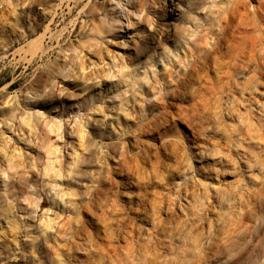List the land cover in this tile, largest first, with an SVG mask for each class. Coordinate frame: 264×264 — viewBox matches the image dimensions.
<instances>
[{"label":"rangeland","instance_id":"obj_1","mask_svg":"<svg viewBox=\"0 0 264 264\" xmlns=\"http://www.w3.org/2000/svg\"><path fill=\"white\" fill-rule=\"evenodd\" d=\"M1 1L2 0H0L1 24L6 26V23L9 22V24L13 23V26H15L14 28L13 26L10 27L13 31L9 29L4 32L5 34L0 32V38H2L0 40V46H2V49H0V100H6L7 98V101L14 100V98L18 96V98L21 97L19 99L21 102L25 97L24 94L29 91V88L38 86V81L41 76L47 78L48 71L46 70H50L51 66L58 62V59H55L57 57V52L54 50H49L41 60L38 58L29 59L30 52L39 47V38H41L42 35H44V38L50 37L53 42L54 40L55 42L58 40L61 45L62 43L68 44L74 41V35L76 36L79 28L78 26L84 18L83 13L84 11L86 12L89 6H94L97 7L98 10L104 11L108 19L117 17L119 11L117 6L118 0H27V2L24 0L26 4L23 3V0ZM257 1L262 2V0ZM257 1L253 0L252 5L257 6ZM3 2L5 4L2 5ZM39 2H42V5ZM18 4L19 6L22 4L24 7L21 5L22 7L20 6L19 8ZM121 4H123L126 13L127 10H129L128 19L130 26L127 27V25H123L121 33H119L120 29H115L114 32H118V34L124 36L126 46L119 50L117 45L119 41H116L113 42L114 44L110 47V50L123 54L124 61H126L128 57L131 59L133 50L140 40L141 29L144 27L142 25V18L144 16L143 14H141L140 18L135 16V8L133 7L136 6L133 4H136V0H121ZM12 6H16L18 10ZM27 8H29V10ZM20 9H22V11ZM38 9L41 10L39 11ZM14 10L15 12H13ZM78 10L81 11L79 12L80 14H78ZM16 12L18 15H16ZM33 12L35 15H33V20H35L34 27H36V29L34 33L29 34L31 32L29 28L30 25H28L30 20L26 23V17L31 18ZM38 14H41V16ZM18 19L20 20L19 22ZM19 28L21 30L23 29V31L26 30L23 32L24 36ZM16 29H19L21 32ZM2 34L4 36H2ZM4 37L7 38L4 40L5 42L2 41ZM31 43H36V45L31 47ZM46 44L47 46L49 45V43ZM5 48L7 52L4 51ZM181 55L182 52H174L172 54V59L166 60L164 63L155 62V57V59H152L154 61H152L150 65L138 69V75L148 72V85L154 88L153 97L150 95L151 91L147 92V86H142L140 89L142 91L141 94L136 92L140 85L144 84V82L138 78L136 81L139 84L135 87H132L133 83L129 81L127 86H121V88L114 93L107 94V96H105V94L103 96L102 94L101 97H99L100 99L98 98L99 102L96 101L97 103H92L90 107H86L87 109L80 108V111L66 109V111H64L63 106H61L62 108L58 106L57 112L54 110L47 111L46 117L48 120L53 117L63 118L61 120L62 128L60 131L55 132L56 128H51V121V124L49 123L50 126L49 124L45 127L43 124L38 125L39 128H36L38 131H31V133L33 132L31 136L33 139H30L31 141H35L30 142V146L32 147H30L29 158L33 157L36 159L38 157L35 156L39 145L38 143L41 141L40 145L43 144L40 157H38L37 160H31V165L29 167L30 189L28 190V204L31 210H34L36 213L31 215L27 214L29 210L25 212L19 211V221L24 220L23 222L27 225H33L36 224V222L39 223V221L47 222L48 219H54L57 212H59L61 204L58 206H51L52 198L60 187L64 189V187H66L65 185L73 184L72 181L75 183L72 177L74 178L73 175L79 168L80 172L78 171L75 174L80 173L77 176V178H80H78L80 180L78 183H83L84 181V187H86V185L88 186V184H90L89 182L94 181L98 173L109 171L114 180L119 183L120 187L125 189V193L132 194L134 199L131 204H126L123 211L124 216L130 219L126 221V218L123 217L125 220H123L124 229L120 232V238L118 237L117 243L120 248L122 246V249L126 248V243H130L129 239H133L134 241L137 239L142 240L148 237L147 235L148 233L150 234V231L151 234L155 236L169 227L174 228L179 226L184 218L197 217L199 215L200 218L203 219L208 216L207 219L204 218V220H208L210 217L211 220L209 221H212V223H215L216 220L218 221L221 219L222 221L226 219L228 213L230 214V210L221 209L219 207V202L221 198L226 199L230 191L231 193L235 192V195L238 193L240 196L245 194L242 198L244 197L243 199L245 201L247 200L246 202L240 200V204L238 194L233 200L235 202L232 201L231 203L235 206L232 211L234 213L240 212L241 214L240 218L244 223L242 233L250 236L257 235L259 238L261 237L259 245L257 244L256 246L248 248L249 253L252 254V252H254L255 254L260 247H264V192L263 195L256 194L257 184L263 180L264 173L261 172L254 162L260 160L264 163V151L261 146H259L264 143V77L258 75L255 66L244 62V64L248 65V71L243 70V79L241 78L242 75L236 79V87H227L220 91L211 90L214 88L213 84L216 81L215 72L212 69L214 63L212 59H203L206 62L207 68L204 70L200 69L201 65L193 68L189 67L187 70L189 76L187 77V81L185 83H178L180 66L187 65V60L177 59ZM46 58L48 59L46 60ZM189 60L191 61V59ZM116 64H118V62H116ZM142 64V66L146 64L144 59H142ZM197 69L200 70L199 73L194 72V70ZM151 71L154 72V75L151 74ZM114 72H116V69H114ZM136 81L135 83H137ZM201 88H206L214 92V95L216 93L215 97H213L214 95L212 96L206 93L207 91L203 92ZM201 91L202 95L200 94ZM201 96H203V101L200 100ZM200 101H202V103ZM96 106L99 107L98 110L95 109ZM89 108H91V110ZM92 119H95L94 122ZM85 120L86 122L89 121V133L87 136L85 135L83 142H78V124L80 122L83 123ZM200 129L202 131L197 133ZM37 132L40 133L41 136H38L39 134ZM191 132L195 133L194 137ZM57 133L59 136H57ZM90 133L94 135L97 134V137L93 138ZM35 135L40 137L41 140L37 136V138L34 137ZM79 143L80 147L78 146ZM112 144H114L115 147L110 149L109 154V149H107L106 146H111ZM147 145L152 149L150 150V147ZM51 146L52 152H54V148L58 150L57 154H52L54 156L48 153L49 147L51 149ZM121 148L124 149L127 155L125 161L122 163L119 162L118 158ZM141 149L146 150L148 154L150 153L151 155L148 156L146 153L148 161L140 163L141 167L144 166L142 168L143 170H141L144 172L141 174L139 187L129 189V182L126 180L125 175L129 173V169L133 165L132 156L136 155L137 152L143 151ZM106 150H108V152H106ZM244 153H247L251 157L252 170L249 172L252 175L250 177H247L248 173L244 170L245 166L243 163L245 162L242 160V154ZM152 155L158 156L154 158ZM83 160H85L83 165H87V168L84 166V168H81L82 165L80 162ZM52 161H54V163H52ZM55 162L58 163L55 164ZM149 163L153 164L151 165V167L153 166L152 168L149 166ZM68 167L72 168L75 172L70 171ZM45 168L46 171H44ZM57 169L59 170L57 171ZM57 172H60L61 176ZM69 172L70 174H67ZM55 174L57 177H55ZM71 174L72 177L70 181ZM250 178L253 179L254 182L250 181ZM56 185L57 187H55ZM80 186L81 185L77 186L80 195L79 193H74L71 198L76 202H80L81 200H78L80 199L79 197L84 196L82 194L85 188H80ZM248 188L251 192L249 191V195L247 196V190L243 189ZM78 189H76L77 192ZM126 189H128V191H126ZM203 189L204 191L206 189L205 192H208L203 193ZM215 189L216 191L221 190L220 195L219 193L215 194ZM36 191H38V194ZM185 191L186 195L188 194L187 197L185 195L183 196ZM222 192L224 193V197ZM241 192L245 193L243 194ZM209 193V197L206 196ZM212 193L216 196L212 195ZM251 193H253L252 196ZM190 194H194L195 200L192 199L193 196ZM76 195L78 198L75 197ZM215 197H218V200H215ZM74 198L77 199L75 200ZM168 198H173L172 200L174 201H169L170 199ZM17 199L15 200L16 204L19 201V199ZM109 199L110 196L103 194L99 196L95 202H92L87 209H83L81 215H75L74 218L80 221L76 220V222L75 219H73L72 226H74L75 222L83 224L84 232L82 237L84 238H77L75 236L72 238L68 236L63 237L62 241L58 243L60 259L63 257L62 260H65L69 264L81 263L82 259L83 261L85 260L86 253L88 254L90 250L93 252V248H96L95 246L102 243L101 237L95 229V221L101 212V207L106 204ZM35 200H38L37 207L34 206ZM167 202L170 204H167ZM150 204L154 207L153 211L147 208V205ZM22 206H26V203L22 204ZM190 208H193V210ZM181 210L182 212H180ZM183 210L186 215L183 213ZM189 210L191 211L189 212ZM211 210L215 212H211ZM193 212H199V214H193ZM181 213L184 215H181ZM22 215L24 216L22 217ZM93 219L95 220L93 221ZM153 221L158 225L157 232L153 231ZM130 226L133 227V229L131 227L132 230ZM162 226L166 228L163 229ZM124 232H126L127 235ZM138 233L141 235H138ZM128 234L134 238L129 237ZM84 235L86 237L91 236V238H87V240ZM19 238H21V236H19ZM26 243L25 245L29 246L30 241H26ZM53 262H51V264H53Z\"/></svg>","mask_w":264,"mask_h":264},{"label":"bare ground","instance_id":"obj_2","mask_svg":"<svg viewBox=\"0 0 264 264\" xmlns=\"http://www.w3.org/2000/svg\"><path fill=\"white\" fill-rule=\"evenodd\" d=\"M25 1L27 2V0ZM263 1L264 0H262V2ZM4 2L2 5L5 4ZM252 2L253 0H136V4H133L136 7L132 6L135 8L134 14L137 18H140L141 14H143L142 25L145 28L143 27L141 33L139 32L140 40L138 39L139 41L133 50V56L131 59L127 56L128 60L126 61H124L123 54L110 50V47L114 44L113 42L116 41H119V43H117L119 50L126 46L124 36L118 34V32H114L115 29H120L119 33H121L123 25H127V27L130 26L128 19L129 10H127V13L125 12L121 0H118L117 3L119 9L118 16L110 19L107 18V14L104 13V11L98 10L97 7L89 6L86 12L84 11L83 13L84 21L82 20L80 23L78 20L80 23L78 32L76 36L74 35V41L71 43H62L61 45L58 40L56 42L54 40L53 42L50 37L44 38V35L39 38V47L30 52L29 59L38 58L41 60L49 50H54L57 52V57L55 59H58V62L54 63L50 70L45 69L48 71L47 78L41 76L38 81L39 85L36 86L37 88H29V91L25 93L26 95L24 94L25 97H22L23 99L21 102L19 100L21 97L18 98V96H16L14 100L10 98L11 101H7V98L6 100H0V264H51L53 260V264H69L65 260H62V256L60 259L58 243L66 236L70 238L73 236L84 238L82 237L84 225L79 224V222L76 223L79 219H75L74 217L76 214L81 215L83 209H87L92 202H95L98 197L103 194L110 196V199L101 207V212L95 221V229L99 233L101 237L99 238L102 243L95 246L96 248H93L94 250L92 249L93 252L89 249L90 252L85 254V260L83 261L82 259V262L77 264H264V247H260L255 254L254 252L250 254L248 251V248L256 246L257 244L259 245L261 237L259 238L257 235L250 236L242 233L244 223L240 218L241 214L240 212L234 213L232 209H234L235 206L231 204L235 196L239 193L235 195V192L231 193V191L229 193L227 192L228 195L226 199L221 198L219 202V207L221 209L230 210V214L228 213L226 219L222 221L221 219L218 221L216 220L215 223H212V221H209L211 220L210 217L208 220H204L205 217L202 219L199 215H196L197 217L184 218L181 223L179 222V226L174 228L169 227L155 236L154 234L152 235L150 231V234L148 233L147 235L148 237L141 238L142 240L137 239L134 241L133 239H129L130 243H126V248L123 249L122 246L120 248L117 244L120 232L124 229L123 222L125 220L123 217H126L123 211L126 204H131L134 199L132 194L125 193V189L120 187L119 183L114 180L109 171L98 173L97 178L89 182L90 184H88V186L86 185V187H84V181L83 183H78L80 182V178L78 177V179L77 176L80 173L75 174L80 168H77L78 171L75 172L72 168L68 167L70 171L75 172L73 175L74 178L72 174L71 176L69 175L70 181L72 177L75 183L72 181L73 184L65 185L66 187H64V189L60 187L59 190L55 192L51 206H58L61 204V207H59V212H57L54 219L49 220L47 218V222L39 221V223L36 222V224L27 225L23 222L24 220L19 221L18 216L19 211L25 212L29 210L27 214L31 215L36 213L34 210H31L28 204V190L30 189L29 167L31 165V160H37V158L40 157L43 144L40 145L41 141L40 143L36 142L39 145L37 144L38 149L35 156L38 157L36 159L30 157V159L29 151L31 149L30 147H32L30 146V142L35 141H31L30 139H33V137H31L33 132L31 133V131L36 132L38 131L36 128H39L38 125L43 124L45 127L51 121V128H56L55 132L60 131L62 128L61 120L63 118L53 117L51 118L52 120H48L46 117L47 111L54 110L57 112L58 106H60V108L63 106L64 111H66V109L80 111V108L90 107L92 103L98 101V98L101 97L102 94L103 96L104 94L107 96V94L109 95L119 90L121 86H127L129 81L133 83L132 87H135L139 84L136 81L138 78H140L144 84L140 85L136 92L141 94L142 91L140 89L142 86H147V92L151 91L150 95L153 97L154 88L148 85V72L138 75L137 71L140 68H145L150 65L152 61H154L152 59H155V57V62L160 63L172 59V54L174 52H182V55L177 59L187 60L186 66H180L178 83H185L187 81V77H189L187 70L189 67L193 68L201 65L200 69L204 70L207 68L206 62L203 59H212L214 63L212 69L215 72L216 81L213 84L214 88L211 90L220 91L227 87H236V79L241 75L243 79V70L248 71V65L244 64V62L255 66L258 75L264 77V2L257 1V6H253ZM40 4L42 5V2ZM22 6L24 7V5ZM12 7L18 10L16 6ZM29 8L27 9L29 10ZM22 9L20 10L22 11ZM80 10L83 11L82 9ZM81 11L78 10V14H80L79 12ZM13 12H15V10ZM16 15H18L17 12ZM33 15L34 12L31 18L28 17V19L26 17V23L30 20L28 25H30L29 28L31 32L29 34L34 33L36 29V27H34L35 20H33ZM38 15L41 16V14ZM1 20V33L11 29L10 27L13 26V23L9 24V22H7L5 26L1 24ZM19 21L18 19V22ZM26 26L25 28H27ZM14 27L15 26H13V28ZM19 29L16 30L20 31L21 29ZM11 31L13 30L11 29ZM21 31L20 32L23 33L26 30L23 31L22 29ZM2 36L4 35L2 34ZM1 39L2 38H0V40ZM6 39L7 38L4 37L2 41L5 42L4 40ZM46 43H49V45L47 46ZM30 45L34 47L36 43H31ZM0 47V49H2V46ZM4 51H6V48ZM47 59L48 58H46V60ZM142 59H144L146 63L144 66H142ZM189 59H191V61ZM116 62H118V64H116ZM114 69H116V72H114ZM199 71V69L194 70L195 73H199ZM151 74L154 75V72L151 71ZM135 81L137 83H135ZM201 89H203V92L207 91L206 93L212 96L214 95V92L206 88ZM202 91L200 93L201 95ZM215 95L213 97H215ZM203 96H201L200 100H202ZM202 101L200 102L202 103ZM96 107L95 109L98 110L99 107ZM89 109L91 110V108ZM92 120L94 122L95 119ZM88 122L85 120L83 123L80 122L78 124V142H83L85 135L87 136L89 133L88 128L90 125ZM200 131L202 130L200 129L197 133ZM38 134V136H41L40 133ZM90 134L93 138L97 137V134ZM191 134L194 137L195 133L191 132ZM57 136H59V134ZM38 138L40 139V137ZM78 146L80 147V143ZM259 146H261L264 151V143ZM113 147H115L114 144L106 146V148L109 149V154L110 149ZM151 149L150 147V150ZM51 150L52 146L51 149L49 147V154H57V148L53 149L54 152ZM106 152H108V150H106ZM146 153L148 154L146 150H143L132 156L133 165L129 169V173L125 175L126 180L129 182V189L134 187L137 188L140 185L139 180H141V174L144 172L141 171L144 166L141 167L140 163L148 161V156L151 155L149 153L147 156ZM157 156L153 157L155 158ZM126 157L127 155L124 149L121 148L118 157L119 162H124ZM250 159L251 157L247 153L242 154V160L245 162L243 163L245 166L244 170L248 173L247 177L252 175L249 172L252 170ZM84 161L85 160L80 162L82 165L81 168H87V165H83ZM254 162L261 172L264 173V163L260 160ZM52 163H54V161H52ZM57 163L55 162V164ZM151 165L153 164L149 166L151 167ZM59 169H57V171ZM44 171H46V168ZM57 173L61 176L60 172ZM67 174H70V172ZM55 177H57L56 174ZM250 181H253V179ZM77 183L81 185L80 188H85L82 194L84 195L82 196L83 198L80 196V199H78L79 201L81 200L80 202L71 199L74 193L80 192ZM55 187H57V185ZM76 189H78V192ZM256 189L257 195H263L264 178L257 184ZM243 190H247V193L250 191L249 188ZM126 191H128V189H126ZM205 191L203 189V193ZM220 191H216L215 194L219 193L220 195ZM36 193L38 194V191H36ZM215 194L212 193V195ZM252 194L253 193H251V196ZM184 195L187 197L188 194L186 195V191L183 196ZM190 195L193 196L192 199H194V194ZM209 195L210 193L206 196L209 197ZM248 195L249 193L247 196ZM242 196L239 194V201L244 200ZM75 197H77V195ZM17 198L19 201L16 204L15 200ZM217 198L215 197L214 199L216 200ZM172 199L173 198L169 201L173 202L174 200ZM38 200L34 202L35 207L38 205ZM24 203H26V206H22ZM168 203L169 202H167V204ZM147 208L151 211L154 210L151 204L147 205ZM190 209L193 210V208ZM214 210H211V212H215ZM190 211L191 210H189V212ZM180 212H182V210ZM183 213H181V215ZM196 213L199 214V212H193V214ZM23 216L24 215H22V217ZM207 217L208 216H206L205 219H207ZM73 219H75V221L77 220L74 226H72ZM129 219L126 218V221ZM94 220L95 219H93V221ZM152 225L153 231L157 232L158 225L155 224L154 221ZM131 227L132 226H130V229ZM164 228L166 227H163V229ZM126 232L124 233L126 234ZM129 234L128 236L132 238L133 236ZM139 234L140 233H138V235ZM19 236H21V238H19ZM87 238H91V236L86 237V239ZM26 241H30L29 246L25 245L27 244Z\"/></svg>","mask_w":264,"mask_h":264}]
</instances>
